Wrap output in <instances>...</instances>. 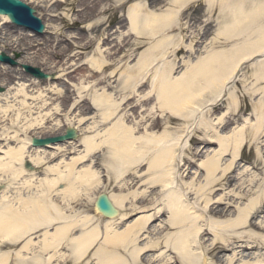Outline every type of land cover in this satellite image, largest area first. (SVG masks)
<instances>
[{"label":"bare ground","instance_id":"6f19581e","mask_svg":"<svg viewBox=\"0 0 264 264\" xmlns=\"http://www.w3.org/2000/svg\"><path fill=\"white\" fill-rule=\"evenodd\" d=\"M194 1L196 0H171L172 6L165 10L160 9L161 12H157V10L147 6L146 3L135 2L130 5L126 17L129 31H127V34L121 32V35L135 38L137 45L143 43L144 37L154 40V42L150 43L151 46L136 66L133 64L135 61L133 53L139 49H127L124 56L126 62L123 65L121 64L122 60H114L113 57L116 53L110 50V69L114 67L110 78H104L101 83H95L89 89L88 87L81 88L83 91L78 93L79 97L88 91V94L92 96V109L100 113L102 123L110 120V129L102 135H86L92 134L93 129L96 128L95 124L99 122L95 121L86 127L85 118H79V116L70 118L67 114L63 128L72 127L77 130L80 136H83L79 142L82 143L81 146L85 150L82 151L77 161L74 160L71 164L65 165V170L61 171L58 168L55 171L51 170L53 173L50 176L53 177L48 176L44 180L34 182L36 173L26 171L24 163L26 161L32 163L31 169H34V167L37 168L47 163L54 155L47 154L46 150L30 149L25 141L21 140L20 143L18 139L19 132L25 131L27 133L44 128L47 119H53L55 114H40V119L34 123L26 118L28 123L23 127L18 123L19 114L15 121H11V127L9 126L4 141L6 143H8L7 141L13 143L17 141L19 146L12 148L7 153L8 159L3 160L0 157V174L7 175V181L23 179L24 177L29 178V188L31 189L33 186V189H31L32 195L28 199H20L18 206L9 196L4 195L6 192H10L9 186L5 188L3 186V191H0L2 196L0 197V251L8 246L13 247L26 243L21 249L13 253L12 258L9 253L0 254V264H10L11 259L14 264H67L70 261L68 260L69 256H72L73 264H79L81 261L84 262L86 255L100 242L102 249H105L106 244H110L112 249L110 250L112 256L108 257L107 264H143V256L150 253V250L161 247L160 240L163 239V236L166 245L164 248L176 252L181 257L183 264H210L209 261L212 262L211 264H220L222 263L221 254L233 251L238 252V256H243L248 250L260 253L252 264H264V253H262L264 251V99L260 105H254L255 109L251 118L245 119V124L239 130L220 134L217 132L218 126L216 125L208 124L205 127L204 138L209 142L202 143V145H205L206 148L208 147L206 145L212 146L218 143L219 150L204 166L208 175V184L202 191L206 188L208 191L216 185L225 190L231 187L232 182L239 177V175L236 176V172L243 162L240 158L241 151L248 143L253 145L256 150V165L251 168L256 172L253 174L252 184L256 185L259 190L256 192V198L232 220H222L225 217L223 216L224 209L220 210L223 206L222 203L213 204L208 212L201 213L199 216L196 214L188 196L190 195V192H188L189 187L185 182V185L181 184L184 174L182 171H184L183 169L187 164H191V161L182 160L178 157V162H176L175 159L176 152L180 150L181 136L170 133L168 130H165L162 134L156 132V130L161 129L160 122H158L159 118L154 121L149 130H145V124L143 131L140 129V123L129 125L128 122L130 123L135 118L133 114L131 117L127 115L129 110L125 113L126 108L131 107L130 110L135 108L137 111H142L148 106L149 97L151 96L148 93L144 94V92L146 88H151V93H155V98L153 97L152 100L156 101L155 111L153 112L164 115L168 111L171 115H165L164 122L166 125L172 124L178 118L182 119V122L186 125V131H188L187 138L194 142L195 139L191 138V134L194 133L187 124L189 123L188 117H190V114L191 116L198 113L210 115L211 111L218 107L217 105L212 106L222 99L228 89V84L236 76L241 66L264 53V36H262L259 40H252L250 42L251 47L246 49H235L231 52L227 50L215 51L213 48L205 49L203 51V53H206L205 57L200 58L196 63H188L185 57L180 58L179 56L182 53L189 55L201 53V50L198 52V49H194L192 45L194 37L188 36L191 39L188 44L186 35L183 34L185 32L184 23L180 18L181 13ZM207 1L209 9L212 11L216 0ZM247 12L246 9L236 8V11L232 12V20L224 24V29L219 32L214 41L215 44L222 40L221 37H224V40L235 39L237 41L239 25L247 18ZM0 17L6 20V23H9L6 17ZM226 32H229V35ZM134 34L138 37H134ZM11 42L8 50L12 52L28 54L36 46L33 40L24 38L17 39V43ZM122 45L121 47L125 48L126 44ZM119 50L121 51V48ZM108 62L102 57L101 59H95L93 65L98 71L103 72L108 68L106 66ZM26 63L29 64L27 66L36 67L32 63ZM215 64L219 66L218 72H212V67ZM179 68H186V71L190 73L189 76L175 77ZM7 71H0V77L9 75L10 72ZM118 73H120L119 78L114 81ZM47 74L50 75V73ZM93 74L96 75V73ZM253 75L255 81L264 79V63L261 64L259 70H255ZM10 82L7 81V83ZM116 82L118 85L114 86ZM108 83H110L109 89L102 88L110 90V93L105 90H103V93H99L97 87ZM113 87L119 90L117 96L112 93ZM142 93L144 94L143 97H141ZM229 95L231 103L225 114L228 117L219 123L223 130L233 124V120L238 118L239 115L240 100L232 92ZM139 99L141 103L132 106ZM24 104H26L25 101ZM46 105V102H44L39 109L42 112L45 111L47 109ZM61 108H63L62 105ZM29 110L31 111V109ZM73 110L76 111V108ZM61 112L59 109L56 110L57 114H61ZM138 113L141 114L139 117H143L141 112ZM117 118H119L118 122L111 124ZM149 121H151V118L146 119V123ZM14 125L17 127L14 128ZM14 129L16 131L12 132ZM190 131L191 133H189ZM33 138L41 137L33 136L31 140ZM79 142H66L56 147V149L59 151L66 149L75 151ZM105 145L110 146V172L114 171L118 165L121 170L116 176L112 177L110 174V184H115L116 187L117 185L122 186L119 187L118 196L116 193L109 195L111 203L117 210V215L106 218L95 208L96 216L82 217L79 214L80 212L76 213L74 206L80 201L83 202L86 198L88 200L92 199L93 197L90 198L91 193L103 187V183L98 176L99 173L93 170L91 164L94 163L92 156ZM181 149L182 153L186 152V146H181ZM189 151L193 152L194 150L189 148ZM228 153L231 154V157L227 155ZM200 154L201 151L197 149L195 153L191 154V158L196 159ZM88 157H90L91 164L80 171H76L77 165L79 163L84 164L85 159ZM225 158H228L229 161H226ZM145 161L149 162L148 171L151 172V178L147 183L149 186L147 188L148 192H144L142 195L140 193L133 195L134 200H136L135 206L133 202L130 204V197L123 189L126 184V173L129 171L125 166L127 164L134 165L135 171L138 172L140 167L145 166ZM182 162L184 164L180 168L179 163L182 164ZM259 166H261L260 169L257 168ZM70 177L74 178L75 183L69 180ZM129 177L134 176L129 175ZM2 181L1 177L0 187ZM159 186L162 187L164 192L161 199L162 203L158 205L159 203L153 201V207L160 206L161 209H166L169 221H167V224H161L162 228L156 232L157 229L150 230L148 225L152 222V219L155 222L161 219L164 214L159 216L160 213H157L152 217L146 215L148 207H145V203L148 202L149 197L155 195L154 191ZM52 191L59 194L57 200L54 199ZM206 193H204V196L207 195ZM211 193H213L212 190ZM211 200L209 198L208 203ZM228 202L230 201L228 200ZM137 214L145 215L142 220L126 227L124 230L117 228L119 224L127 220L126 217L132 218ZM258 218L263 220L257 223ZM100 220L108 221L109 225H106L105 232H102L99 226H95L99 225L98 221ZM52 226L57 227L55 231L45 235L39 243L34 242L33 234L42 230L48 231ZM208 226L228 234L238 229H248V237L222 239L223 237L218 235L223 243L212 244L211 249H204L202 240L204 233H206L204 229ZM76 229L82 231L81 235L71 238ZM153 233L156 236L153 242L150 241L143 246L141 243V246H139L140 241H142L140 240L141 237L148 234L151 237ZM117 247L123 249V254L118 251ZM64 248L67 251L62 252ZM127 253H130L131 260L126 255ZM234 259L228 261V264L241 262V260L234 261ZM148 262L153 264L155 261L149 258ZM166 263L172 264V259L167 260Z\"/></svg>","mask_w":264,"mask_h":264},{"label":"rangeland","instance_id":"374dc122","mask_svg":"<svg viewBox=\"0 0 264 264\" xmlns=\"http://www.w3.org/2000/svg\"><path fill=\"white\" fill-rule=\"evenodd\" d=\"M22 1L30 5V7L36 11L38 18L42 20L46 29L42 36H37L28 30L18 29L15 26L13 27L11 24L6 23V20L0 17V55H5L10 62H12V64L0 63V71L6 72L9 70L7 72H10L9 75L0 77V138L3 137L0 140V157L3 160L8 159L7 153L12 148L19 146L17 141L14 143L9 141L6 143L4 141L5 134L11 125V121H15L16 118H18V114L20 115L18 123L21 127L28 123L26 118L30 122L34 123L40 119V114H55L53 119H47L44 128L34 130L32 132L29 131L27 133H25V131L18 133L20 143L21 140L25 141L27 147L33 136L48 138L61 135L65 129V127L63 128V125L66 123L67 114L70 118H74L75 116L85 118L86 122L84 123H87L85 125L86 127L93 124L95 121L99 122L95 124L96 128L93 129V133L86 135H102L109 130L110 120L102 123L100 113L97 110H93L91 107L92 96L88 94V91L83 93L80 97L78 93H82V87H88L89 89L95 83H101L104 78H110L111 71L114 68L111 67L110 69V50H113L112 52L116 53L113 57L114 60H122L121 64L123 65L126 62V58H124V56L127 53V49H139L133 53V55H135V61L133 64L136 66L139 60L144 57L146 50L151 46L150 43L154 42V40L141 37L143 38V43L137 45L138 43L135 38L127 36L124 37V35H121V32L127 34V31H129V24L126 17L128 8L131 4L135 2H139L141 4L147 3V6L157 10V12H161L160 9L165 10L172 6L170 3L171 0ZM236 8H242L248 11L247 18L239 25V37L237 38V41L235 39L224 40V37H221L222 40L215 44L214 41L218 37L219 32L224 29V24L226 22H230L232 20V12L236 11ZM180 18L182 23H184L183 28L185 29V32H183V34L186 35L188 44L191 41L188 36L194 37V42L192 43L194 49H198V52L201 50V53L196 55H189L186 53L180 54L179 57H185V60L188 61V63H196L200 58H204L206 53H203V51H205V49L213 48L215 51L227 50L228 52L234 51L235 49H246L251 47L250 42L252 40H259L262 36H264V0H216L213 4L212 11L209 9L207 0H196L181 13ZM226 33L229 35V32ZM176 34L178 35V33ZM134 37L138 36L134 34ZM19 38L33 40L34 45H36L35 49L30 51L28 54L8 50L9 44L12 43L11 41H13V43H17V39ZM124 43L126 44L125 48L121 47ZM120 48L121 51L119 50ZM102 57L106 61H109L106 64L108 68H106L103 72L98 71L93 65V61L95 59H101ZM26 62L36 65L37 68L41 69L45 73H50V76L53 78L48 80L49 82L34 79L24 70V66L29 65ZM245 63L246 64L241 66L236 76H234L233 80L228 84V89L224 93L222 99L217 104L212 106L215 107L217 105L218 107L213 109L210 115L198 113L196 115L192 114V116L190 114L191 118L188 117L189 123L187 124L189 125L190 130L194 133L191 134V138L195 139L194 142H191L189 138H187L188 131H186V125H184L182 119L177 117L178 120L174 121L172 124L166 125L164 122L166 117L165 115L171 114L168 113V111L167 113H164V115L153 112L155 111L156 101L152 100L153 97L155 98V93H151V88H146L144 92V94L148 93V95L152 97H149L148 106H146L142 111H137L135 108L130 110L131 107L129 109L126 108L125 110V113L129 110L127 114L128 116L131 117L133 114V117L135 118V120H132L130 123L128 122L129 125H136L140 123V129L144 131L146 124L145 130H149L151 125L153 126L154 121L159 118L158 122H160L159 125L161 129L159 131L156 130V132L162 134L165 130H168L170 133L181 136L180 150L176 152L175 159L176 162H178V157L182 160L191 161V164H187L183 169L184 171H182L184 174L181 184L185 185V182L188 185L190 203L198 216L201 213L208 212L209 208L213 204L222 203L223 206L220 210L224 209L223 216H225L222 220H232L241 213L242 209L246 205L250 204L256 198V192L259 190L256 188V185L252 184L253 174L256 172H254L251 168L256 165V150L253 145H249L248 143L241 151L240 158H242L243 162L239 165L240 169L236 172V176L238 177L239 175V177L237 180L232 182V186L228 189L226 188L227 190H225L219 185H216L211 189H208V191L207 188L202 191V189L208 184V175L204 166L219 150L217 142L216 145H206L208 146L206 148L205 145H202V143L205 144V142H209V140L204 138L205 127L208 124H212L214 126L216 125L218 126L217 132L220 134L227 132L231 133L234 130H239L243 127V124H245V119L251 118L255 109L254 105H260L264 99V79L255 81V77L253 75L255 70H259V68H261V64L264 63V53ZM75 65L78 68L74 67ZM218 67V64H215L212 67V72H218ZM93 73H96V75ZM189 74L190 73L186 71V68H179L175 77L183 75L189 76ZM119 75L120 73L117 74L114 81H117ZM7 81L11 82L7 83ZM116 85H118L117 82L114 86ZM102 87L109 89L110 83L97 87L99 93H103V90L110 93V90L108 91ZM118 91V89L113 87V94L117 96ZM229 91L234 95H237L240 100L239 115L238 118L233 120V124L223 130L219 123L226 120V117H228V115L226 116L225 114L231 103ZM144 94L142 93L141 97H143ZM24 101L26 104H24ZM44 102L47 104V109L42 112L39 108ZM139 103H141L140 99L132 106L138 105ZM61 105L63 108H61ZM74 108H76V111L73 110ZM29 109H31V111ZM58 109L59 111H62L61 114L56 113V110ZM138 112H141L143 117H139L141 114L139 115ZM148 118H151V121L146 123V119ZM118 119L119 118L111 122V124L115 122L117 123ZM16 127L17 126L14 125V128ZM14 131H16V129L12 132ZM191 131L189 133H191ZM82 138L83 136H80L79 134L77 142L81 141ZM77 144L78 145L76 146L75 151H69L67 149L59 151L56 149L57 146L47 149V154L54 156L49 159L47 163L38 167L37 171L33 172L36 173L34 182H39V180H44L48 176L52 175L53 172L51 170L55 171V169L58 168L63 171L65 170V165L71 164L74 160L77 161L82 151L85 150L84 147L81 146L82 143L79 142ZM181 146H186V152L184 151V153H182ZM189 148L194 151H189ZM197 149L201 151V154L199 157H196V159H192L191 154L195 153ZM227 155L231 157L230 153ZM90 157L85 159L86 162H84V164L79 163L76 167V171H80L89 166L91 164ZM92 157L94 159V163H92L93 165L91 164V166L94 171L99 173L98 176L103 183V187L94 191V193H91L90 198L93 197L92 199L88 200L86 198L83 202L80 201L75 204L74 207L77 211L76 213L80 212L79 214L82 217L96 216L94 208V201L96 198L102 193H106L108 195L116 193L118 196L119 187H122L118 185L116 187L115 184H110V174L113 177L121 171L120 166L118 165L114 171L110 172V146H103V148L96 151V154ZM228 158H225V160L229 161ZM144 164L145 166L140 167L138 172L135 171L134 165L127 164L125 166L129 169V171L126 173V184L123 186V189L130 197V204L133 202L135 206L136 200H134L133 195L136 193H140L142 195L144 192H148L147 188L149 186L147 183L151 178V172L148 171L150 164L147 161H145ZM183 164L184 162H182V164L179 163L180 168L183 167ZM248 167L250 168L248 169ZM260 167L261 166L257 168L260 169ZM25 170L30 172V170L26 168ZM129 175L137 178L135 179L134 177H129ZM1 177L3 181L1 182L2 186L0 187V191H3L5 187L9 186L10 192H6L4 195L9 196L15 205L20 203V199H28V197L32 195L31 189H33V186L31 189L29 188V178L24 177L23 179L19 178L7 181V175L0 174V179ZM69 180L72 181V183H75L73 177H70ZM211 190L213 193H211ZM154 193L155 195L148 198V202L145 203V207H148V209H146V215L150 217L157 213H160L159 216L164 214L161 219L156 220L155 222H153L154 219H152V222L148 225L150 226V230L157 229V232L158 229L162 228L161 224H167V221H169V215L166 209H161L160 206L157 208L153 207L156 202L159 203L158 205L162 203L161 199L164 195L162 187L159 186ZM204 193L207 195L204 196ZM52 195H54L55 200L59 198L58 193H53L52 191ZM0 197L2 196L0 195ZM209 198L212 199L210 203H208ZM227 199L230 202H228ZM153 201L155 202L153 203ZM144 215L145 214H137L132 218L126 217L127 220L119 224L117 228L124 230L126 227L132 226L142 220ZM262 220L263 219L258 218L256 222L259 223ZM98 222L99 225L95 226H99L102 232H105L106 225H109L108 221L100 220ZM56 228V226H52L48 229V231L42 230L33 234L32 238L34 242L39 243L45 235L52 233ZM204 230H206L202 240L204 249H211L213 246L212 244L223 243V240H220L218 235L222 236V239H228L229 237L238 238L240 236L248 237V229H238L237 231L229 234L222 233L215 228H211V226H208ZM81 233V230L76 229L71 238H74L75 236L77 237L81 235ZM155 233L151 234L152 238L149 234L141 237L140 240L142 241H140L139 246H141V243L143 246L146 245V243L148 244L150 241L153 242L156 238V236H154ZM160 241L161 247L150 250V253L143 256L144 261L141 262L143 264H150L148 262L150 258L155 261L153 264H167L166 261L172 259V264H183L181 257L176 254V252L171 249L167 250L164 248V246L166 247L164 236ZM100 243L93 250H91L88 255H86L84 262L81 261L79 264H87L88 262L90 264H107L108 257L112 256L110 254V250L112 249L110 244H106L105 249H102ZM24 244L26 243L24 242L13 247L8 246L7 248L2 249L0 254L4 255L9 253L12 258L13 253L21 249ZM117 249L123 254V249L121 247H117ZM65 251H67L66 248L62 250V252ZM237 253L231 251L221 254L220 258H222V263L220 264H228V261L234 259L235 257L234 261L241 260L238 264H252L256 261L260 254L253 250H248L243 256H238ZM262 253H264V251ZM126 255L131 260L130 253H127ZM71 257H68V260L70 261L67 264H73ZM209 262L210 264L212 263L211 261ZM10 264H14L12 259Z\"/></svg>","mask_w":264,"mask_h":264},{"label":"water","instance_id":"95a60500","mask_svg":"<svg viewBox=\"0 0 264 264\" xmlns=\"http://www.w3.org/2000/svg\"><path fill=\"white\" fill-rule=\"evenodd\" d=\"M34 11L28 8L26 5L21 3L19 0H0V15H6L9 19L18 26H24L27 28L39 29L42 32L43 26L41 22L34 16ZM0 60H6L4 57H0ZM30 72L34 73L38 78H46L37 69L27 68ZM76 138V132L69 130L68 134L64 137L47 139V140H33L34 146L44 147L47 144L61 143L66 140H73ZM96 206L98 210L106 217L116 215V210L113 208L110 200L106 195L100 196L97 200Z\"/></svg>","mask_w":264,"mask_h":264}]
</instances>
